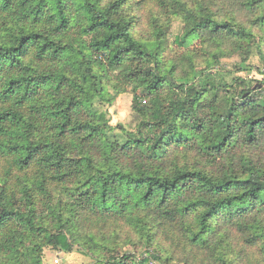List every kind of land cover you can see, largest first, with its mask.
I'll return each instance as SVG.
<instances>
[{
	"label": "trees",
	"instance_id": "trees-1",
	"mask_svg": "<svg viewBox=\"0 0 264 264\" xmlns=\"http://www.w3.org/2000/svg\"><path fill=\"white\" fill-rule=\"evenodd\" d=\"M262 69L264 0H0V264H264Z\"/></svg>",
	"mask_w": 264,
	"mask_h": 264
},
{
	"label": "rangeland",
	"instance_id": "rangeland-1",
	"mask_svg": "<svg viewBox=\"0 0 264 264\" xmlns=\"http://www.w3.org/2000/svg\"><path fill=\"white\" fill-rule=\"evenodd\" d=\"M180 23L178 20H175L172 24L169 40L171 41L173 37L180 32ZM191 44L194 41H190ZM253 64H258V59L254 58L251 60ZM238 60L236 58L230 60H224L221 62L222 67L226 70H230L233 64L237 63ZM253 72L243 73V77L250 78ZM130 102L131 95L129 93H125L120 95L114 102V104L109 107V113L111 115V125L114 126L117 123H125L130 118ZM43 264H91V261L84 257L81 254L73 253L68 254L64 252H55L51 250H46L43 255Z\"/></svg>",
	"mask_w": 264,
	"mask_h": 264
},
{
	"label": "built area",
	"instance_id": "built-area-1",
	"mask_svg": "<svg viewBox=\"0 0 264 264\" xmlns=\"http://www.w3.org/2000/svg\"><path fill=\"white\" fill-rule=\"evenodd\" d=\"M262 73L264 74V69H262Z\"/></svg>",
	"mask_w": 264,
	"mask_h": 264
}]
</instances>
